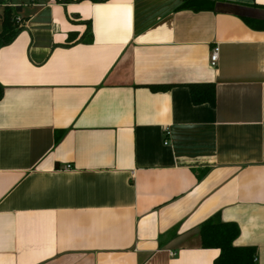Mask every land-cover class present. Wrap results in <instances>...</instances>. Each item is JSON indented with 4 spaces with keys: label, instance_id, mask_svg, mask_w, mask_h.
Here are the masks:
<instances>
[{
    "label": "crops",
    "instance_id": "crops-1",
    "mask_svg": "<svg viewBox=\"0 0 264 264\" xmlns=\"http://www.w3.org/2000/svg\"><path fill=\"white\" fill-rule=\"evenodd\" d=\"M204 1L10 0L0 264H214L215 215L264 264V0Z\"/></svg>",
    "mask_w": 264,
    "mask_h": 264
},
{
    "label": "trees",
    "instance_id": "trees-1",
    "mask_svg": "<svg viewBox=\"0 0 264 264\" xmlns=\"http://www.w3.org/2000/svg\"><path fill=\"white\" fill-rule=\"evenodd\" d=\"M61 2V0H56ZM65 2L72 0H64ZM91 1L93 3H106L109 0H76L80 3ZM10 0H0L4 5V12L1 18L2 31L0 33V47L12 43L18 34L22 31L19 27L17 18L22 7H12ZM204 0H185L183 8L192 10H202ZM263 24L260 26L262 27ZM91 24L88 23V29L84 36L91 37ZM89 37V38H90ZM91 39V38H90ZM70 42L75 40L74 34L69 37ZM89 40V39H88ZM152 91H162L168 89L164 86H152ZM191 98L195 105L208 104L216 105V86L214 84H195L189 86ZM4 88L0 85V100L3 98ZM240 235V228L233 222H222L219 215H215L200 229L202 247L204 249H217L220 251L214 264H257L255 262L256 250L253 247H237L234 242Z\"/></svg>",
    "mask_w": 264,
    "mask_h": 264
},
{
    "label": "built area",
    "instance_id": "built-area-1",
    "mask_svg": "<svg viewBox=\"0 0 264 264\" xmlns=\"http://www.w3.org/2000/svg\"><path fill=\"white\" fill-rule=\"evenodd\" d=\"M17 22L18 24L21 23V19L20 18H17ZM218 61H219V48L218 47H215L212 51V55H211V65L212 67H216L217 64H218ZM169 131L166 130V135H169ZM169 144V140L166 139L165 141V145H168ZM71 166H68V169H70ZM258 259L255 258V262H257Z\"/></svg>",
    "mask_w": 264,
    "mask_h": 264
},
{
    "label": "rangeland",
    "instance_id": "rangeland-1",
    "mask_svg": "<svg viewBox=\"0 0 264 264\" xmlns=\"http://www.w3.org/2000/svg\"><path fill=\"white\" fill-rule=\"evenodd\" d=\"M18 1H21V0H18Z\"/></svg>",
    "mask_w": 264,
    "mask_h": 264
}]
</instances>
